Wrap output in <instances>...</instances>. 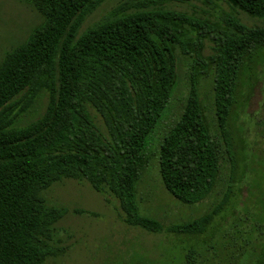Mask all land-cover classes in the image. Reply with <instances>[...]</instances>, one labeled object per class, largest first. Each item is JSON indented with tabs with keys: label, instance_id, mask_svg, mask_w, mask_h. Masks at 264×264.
<instances>
[{
	"label": "trees",
	"instance_id": "trees-1",
	"mask_svg": "<svg viewBox=\"0 0 264 264\" xmlns=\"http://www.w3.org/2000/svg\"><path fill=\"white\" fill-rule=\"evenodd\" d=\"M103 1L27 0L42 20L0 59V264H44L62 252L53 230L67 209L48 204L43 191L63 178L108 192L125 224L153 233H202L218 211L219 205L164 227L140 213L135 182L176 84L178 51L191 58L192 68H211L218 136L192 72L181 111L160 140L158 172L182 203L209 194L223 152L232 155L226 120L240 70L250 69L264 48V23L247 25L233 13L216 23L163 0H129L80 30ZM224 1L264 18V0ZM206 39L211 52L201 56ZM41 97V112L20 123ZM200 256L189 247L181 264H205Z\"/></svg>",
	"mask_w": 264,
	"mask_h": 264
},
{
	"label": "rangeland",
	"instance_id": "rangeland-1",
	"mask_svg": "<svg viewBox=\"0 0 264 264\" xmlns=\"http://www.w3.org/2000/svg\"><path fill=\"white\" fill-rule=\"evenodd\" d=\"M127 2L104 0L86 17L80 30ZM163 4L216 23L225 13H233L247 25L264 23V18L232 10L224 0H163ZM41 20L27 0H0V59ZM203 42L201 56L211 52V42ZM258 52L250 69L244 65L240 70L226 120L232 155L229 158L223 152L217 180L209 194L196 203H182L165 189L158 172L160 140L181 111L192 72L212 132L218 136L211 68L204 71L202 65L195 64L193 69L191 58L178 51L176 84L150 136L145 151L147 162L135 182L140 213L158 219L164 227L191 220L219 205L204 232L183 234L163 229L153 233L127 225L111 194L96 191L85 181L63 178L43 191L48 204L67 209L53 230L54 245L61 247L62 252L44 264H181L183 252L189 247L201 254L199 259H204L205 264H264V48ZM45 101L41 97L19 122L35 118ZM91 113L103 128L100 115L93 110Z\"/></svg>",
	"mask_w": 264,
	"mask_h": 264
}]
</instances>
